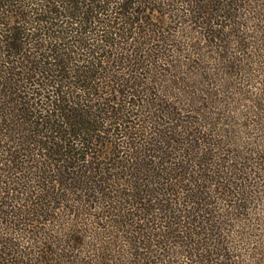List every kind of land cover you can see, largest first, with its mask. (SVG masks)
<instances>
[{
	"label": "trees",
	"instance_id": "16d2710c",
	"mask_svg": "<svg viewBox=\"0 0 264 264\" xmlns=\"http://www.w3.org/2000/svg\"><path fill=\"white\" fill-rule=\"evenodd\" d=\"M0 264H264V0H0Z\"/></svg>",
	"mask_w": 264,
	"mask_h": 264
}]
</instances>
